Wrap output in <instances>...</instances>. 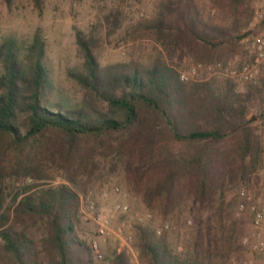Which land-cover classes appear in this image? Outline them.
Here are the masks:
<instances>
[{
	"label": "trees",
	"instance_id": "obj_1",
	"mask_svg": "<svg viewBox=\"0 0 264 264\" xmlns=\"http://www.w3.org/2000/svg\"><path fill=\"white\" fill-rule=\"evenodd\" d=\"M4 2L11 6L14 0ZM210 2L219 10L229 7L237 30L242 0ZM201 4L162 0L156 16L144 23L171 59L192 54L212 62L232 37L233 29L205 19ZM77 43L84 61L71 75L85 92L80 107L61 100L51 103L52 81L39 37L27 54L14 40L0 45V264H130L126 253L117 251L100 261L77 233V178L99 166L96 157L101 153L117 155L129 180L139 189L145 185L150 208L157 204L170 212L186 192H194L203 216L220 182L230 177L226 169L231 157L219 153L218 146L242 133V158L251 150V127H242L246 108L226 104L211 109L206 104L211 101L209 84L183 83L177 70L161 59L148 66L130 62L103 68L81 32ZM44 160L64 173L63 181L44 183ZM6 178L16 182L9 192ZM199 222L193 260L174 255L165 231L158 235L140 226L143 256L150 264H208L200 258L204 240L210 257L224 240L210 237L212 216ZM38 223L45 228L42 234L35 230Z\"/></svg>",
	"mask_w": 264,
	"mask_h": 264
},
{
	"label": "rangeland",
	"instance_id": "obj_2",
	"mask_svg": "<svg viewBox=\"0 0 264 264\" xmlns=\"http://www.w3.org/2000/svg\"><path fill=\"white\" fill-rule=\"evenodd\" d=\"M161 1L40 0L38 3L36 0H14L8 6L4 0H0V45L6 40H14L20 51L27 54L35 38L39 37L44 47L43 62L52 81L50 101L53 104L60 100L76 107L83 104L84 89L71 75L81 69L84 61L77 43V33L81 32L92 42L99 65L103 68L130 62L148 66L157 59L165 60L177 70L180 79L182 74L188 77L185 81L181 79L183 83L210 85L211 101L206 104L211 109L218 111L226 104L233 108L245 107L246 121L250 114H254L257 121L250 125H244L245 122L242 126L251 127V150L245 159L242 158L244 149H239L244 141L242 133L232 134L218 146L219 153L226 154V158L231 157L226 169L230 177L227 175V179L220 182L221 185L212 196L213 203H209L211 208L202 211L203 216L199 213V205H195L194 192H186L177 208L170 212L164 213L157 204L150 208L144 200L145 185L141 184L139 189L129 180L125 167L115 154L109 157L104 153L99 154L96 157L99 166L92 169V173L88 171L77 178L81 196L77 233L90 245L94 242L98 244L103 255V259L98 258L100 261L120 248L119 242L114 241L113 237H99L101 223L106 220L111 231L121 230L124 237L132 239L130 246L139 264H150L149 258L142 254L138 236L140 226L158 235L165 231L174 255L181 260H193L197 254L199 219L204 221L209 216H212L210 237L221 242L223 239L224 244L218 250H212L210 257L205 253L209 246L206 238L200 258L208 264H225L232 258L243 259L246 250L241 240L250 234L253 217L249 209L241 213L238 211L241 200L239 192L243 186L250 189L264 213V75L257 85L229 79H205L204 74L194 80L192 68L198 62H232L235 66H241L246 39L264 31V0H242L237 30L233 29L235 18L229 7L219 10L210 0H198L204 6L206 20L233 29L232 37L224 42L212 62L198 61L192 54L170 58L164 45L144 26L145 22L156 16ZM198 122L202 124L205 121L201 119ZM42 164L48 177L44 183L56 185L63 181L64 173L50 161L44 160ZM15 183L14 178H6L5 192H9ZM114 188H119V192H114ZM92 203L95 204L93 210L90 209ZM117 204L127 205L129 211L110 212ZM82 205L86 210V218L81 211ZM35 230L42 234L45 228L38 223ZM256 263L264 264V255L256 257Z\"/></svg>",
	"mask_w": 264,
	"mask_h": 264
},
{
	"label": "built area",
	"instance_id": "obj_3",
	"mask_svg": "<svg viewBox=\"0 0 264 264\" xmlns=\"http://www.w3.org/2000/svg\"><path fill=\"white\" fill-rule=\"evenodd\" d=\"M262 17V16H261ZM245 55L242 58L241 66H235L232 62L226 64H203L198 62L192 68V79L196 80L201 74L205 75V79L218 78L219 80L229 79L238 83L257 85L262 75H264V31L246 39L244 47ZM183 81L188 80L184 74L181 75ZM114 192H119V188H114ZM239 195L241 197L238 204V211L245 212L250 210L253 214L252 228L249 235L242 238L241 242L246 250L245 258H232L225 264H257L256 257L264 255V213L258 207L255 199L253 198L250 189L243 186L240 189ZM95 204L90 205V209H94ZM84 217H87L86 210L81 208ZM129 208L127 205L117 204L110 212L127 213ZM151 217V215H148ZM108 221L101 223L99 229V237H113L114 241L119 242L120 248L118 252H124L129 256L130 264H139L138 260L133 255V250L130 246L132 239L123 236L121 230L117 232L111 231L107 225ZM168 228V225L166 226ZM96 256L99 259L103 258L99 246L96 242L92 244Z\"/></svg>",
	"mask_w": 264,
	"mask_h": 264
},
{
	"label": "water",
	"instance_id": "obj_4",
	"mask_svg": "<svg viewBox=\"0 0 264 264\" xmlns=\"http://www.w3.org/2000/svg\"><path fill=\"white\" fill-rule=\"evenodd\" d=\"M257 121V118L254 114H250V116L247 118V121L244 125H250Z\"/></svg>",
	"mask_w": 264,
	"mask_h": 264
}]
</instances>
